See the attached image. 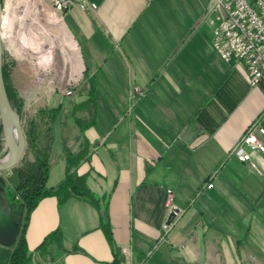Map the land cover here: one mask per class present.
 <instances>
[{
	"label": "crops",
	"instance_id": "crops-1",
	"mask_svg": "<svg viewBox=\"0 0 264 264\" xmlns=\"http://www.w3.org/2000/svg\"><path fill=\"white\" fill-rule=\"evenodd\" d=\"M88 1L62 21L93 81L78 101L90 115L74 147L49 139L46 185L63 145L83 151L74 171L105 202L113 247L93 205L46 196L28 216V264H264V156L249 151L253 169L230 154L250 122L264 128V92L212 49L204 0Z\"/></svg>",
	"mask_w": 264,
	"mask_h": 264
},
{
	"label": "rangeland",
	"instance_id": "rangeland-1",
	"mask_svg": "<svg viewBox=\"0 0 264 264\" xmlns=\"http://www.w3.org/2000/svg\"><path fill=\"white\" fill-rule=\"evenodd\" d=\"M22 1L18 5L16 13L24 21L20 23L15 18L16 21L11 23L12 29L9 31L3 30L1 34L2 63H4L6 70L5 86L7 90L12 91L9 92L8 101L10 107L16 113L14 99L20 104V112L17 114L19 115V124L24 137L23 153L16 165H20L25 160H31L33 150L47 146L49 139H67L68 148L75 146L77 139H79V128L83 126L82 123L90 115L87 109L84 108L87 107L88 103L79 106L78 103L80 102L78 101L85 100V96L81 94V91L93 82L87 74L81 76L82 70L77 81L68 80L71 59L68 58L70 56L67 52H63L65 45L64 43L59 44L61 36L59 31L55 32L51 24L52 21L59 20L60 17L49 8L52 11L53 19H46L39 6H32V1L29 4ZM7 3L8 0H0L3 16L7 9ZM44 4L47 6L45 2ZM33 40L41 41L42 47L40 50L32 47ZM16 50H20L27 57L18 58L14 54ZM51 51L53 52L51 62L47 63L45 68L39 69L35 64L37 57L39 55L42 57L49 56ZM68 86L72 90L69 96L62 94ZM56 108L59 112L54 116L52 113ZM98 125L99 120L96 127ZM29 139H33L31 143ZM5 154L6 149L0 133V160ZM16 165L8 170L11 171L10 174H6L5 171L7 170L0 172V179L4 185L8 186V189L5 190L0 185L7 198L11 194V187L17 181L15 175ZM6 176L7 181H4ZM146 264H150L149 261Z\"/></svg>",
	"mask_w": 264,
	"mask_h": 264
},
{
	"label": "built area",
	"instance_id": "built-area-1",
	"mask_svg": "<svg viewBox=\"0 0 264 264\" xmlns=\"http://www.w3.org/2000/svg\"><path fill=\"white\" fill-rule=\"evenodd\" d=\"M61 19L72 6L79 9H94L95 4L88 0H43ZM202 19L210 28L211 47L218 57L228 62L233 59L241 63L248 75V83L264 92V0H204ZM62 94L71 95L68 86ZM264 135L258 118L250 122L237 139L230 154L237 161H250L249 151L255 150L264 156V146L257 138ZM248 149V151L246 150ZM211 182L204 181L203 188L209 189ZM171 193L166 191V206ZM127 263V260L125 261Z\"/></svg>",
	"mask_w": 264,
	"mask_h": 264
},
{
	"label": "trees",
	"instance_id": "trees-1",
	"mask_svg": "<svg viewBox=\"0 0 264 264\" xmlns=\"http://www.w3.org/2000/svg\"><path fill=\"white\" fill-rule=\"evenodd\" d=\"M2 78L4 83V89L7 98L10 97L9 92L5 86V65L1 66ZM16 102L17 113L20 112V104ZM79 106L85 104V102L78 103ZM83 106V105H82ZM54 111V112H53ZM52 115L55 116L59 111L53 110ZM30 143L33 139H29ZM49 142V141H48ZM48 149L44 146L42 149H34L33 157L31 160H25L20 165L15 166L16 183L11 187L12 191L9 195L8 206L10 209V215L15 214V221L18 223V233L15 242L10 246H0V264H28L29 253L24 241V232L27 226L28 216L30 211L35 207L37 202L46 196H53L56 199L57 204L62 203L69 197H78L86 200L93 205L99 218V226L104 233L106 240L112 245L110 227L107 222V209L105 202L100 198L93 195L87 187L84 185L83 176L76 175L74 168L77 163L83 158V151L76 153L70 152L67 147L62 146V153L64 158V169L61 180L54 186H47L46 180L48 176ZM0 185L4 189H8V186L4 185L0 179ZM16 212V213H14ZM56 240H59V234L57 231L54 233Z\"/></svg>",
	"mask_w": 264,
	"mask_h": 264
},
{
	"label": "water",
	"instance_id": "water-1",
	"mask_svg": "<svg viewBox=\"0 0 264 264\" xmlns=\"http://www.w3.org/2000/svg\"><path fill=\"white\" fill-rule=\"evenodd\" d=\"M1 66L2 48L0 36V133L1 140L6 149L5 156L0 160V171H3L13 167L20 160L24 149V137L19 124V115L10 107L6 96ZM9 118H11V125L9 124ZM3 197V199H0V246L6 247L15 242L18 233V223L8 213L9 207L4 194ZM175 211L176 209H172L168 216H172ZM168 222L167 219L166 224Z\"/></svg>",
	"mask_w": 264,
	"mask_h": 264
},
{
	"label": "bare ground",
	"instance_id": "bare-ground-1",
	"mask_svg": "<svg viewBox=\"0 0 264 264\" xmlns=\"http://www.w3.org/2000/svg\"><path fill=\"white\" fill-rule=\"evenodd\" d=\"M20 1L21 0H8L7 9H6V12L4 13V16H3L2 13L0 14L1 15L0 16L1 17V20H0V36H1L2 32H3V30L4 31H9L10 29H12L11 28L12 27V24H11L12 21L18 20L20 23H22L24 21V19L22 17L17 16V13H16V10H17V7H18ZM22 2L25 3V4H29L31 2L32 6H34V5L39 6L41 12H43V14L46 17V19H49V18H50V20H51V18L53 19L52 11L49 9V7L45 6L43 0H23ZM15 18H16V20H15ZM51 24H52L53 28L55 29V32L59 31V35L61 36V38H60L61 40H60L59 44L64 43L65 47H63L64 48L63 52L64 51L67 52L68 55L70 56L68 58L71 59L70 60L71 61L70 62L71 63V67H70V74H69V79L68 80L75 82V81H77L79 79L80 74H81V70H82V64H81V61H80V57H79L76 45H75L72 37L70 36L69 32L65 28L61 18H59V20H56L55 22L52 21ZM40 42H41L40 40H37V41L33 40L32 47L34 49H36V50H40L41 47H42ZM21 45H22V43H21ZM44 46L46 47L45 44H44ZM45 50H47V49H45ZM14 54L18 58L19 57H22V58H26L27 57V55L23 54V52H21L20 50H16ZM46 54H48V53H46ZM52 57H53V52L52 51L50 52L49 56H46V57H42V56L39 55L37 57L36 61H35V64L38 66L39 69L42 68V67L45 68L47 63L51 62ZM9 124L11 125V118H9Z\"/></svg>",
	"mask_w": 264,
	"mask_h": 264
}]
</instances>
